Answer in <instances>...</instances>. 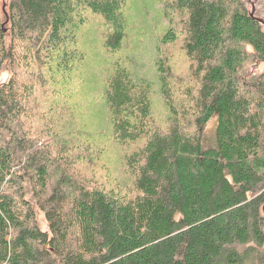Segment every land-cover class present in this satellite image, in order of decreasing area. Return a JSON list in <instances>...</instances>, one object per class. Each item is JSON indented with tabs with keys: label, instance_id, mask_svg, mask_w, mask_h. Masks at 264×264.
Returning a JSON list of instances; mask_svg holds the SVG:
<instances>
[{
	"label": "trees",
	"instance_id": "1",
	"mask_svg": "<svg viewBox=\"0 0 264 264\" xmlns=\"http://www.w3.org/2000/svg\"><path fill=\"white\" fill-rule=\"evenodd\" d=\"M258 18L264 0H0V264L262 258Z\"/></svg>",
	"mask_w": 264,
	"mask_h": 264
},
{
	"label": "rangeland",
	"instance_id": "2",
	"mask_svg": "<svg viewBox=\"0 0 264 264\" xmlns=\"http://www.w3.org/2000/svg\"><path fill=\"white\" fill-rule=\"evenodd\" d=\"M178 48H179V45L177 46ZM263 68V64L260 66V69H262ZM8 78V73H4L3 75H2V77H1V80H6ZM99 106H96L95 107V110L99 113V108H98ZM98 124V123H97ZM215 124H216V117L210 122V124H209V127L210 128H214L215 127ZM103 142V141H102ZM105 146H109L110 147V150H114V151H116V147L114 146V143L112 142V141H105ZM39 219H40V222H41V224H42V227L43 228H45L46 227V222H45V220H44V218H43V216L40 214V216H39ZM239 249L240 250H244V247L243 246H240L239 247ZM252 248H250V247H248V248H246L245 250H244V252H250V250H251ZM259 251H260V253L262 254V258L258 255H254V257H250V256H248V257H246L245 258V261L244 262H242V263H240V264H264V248H262V249H259L258 250V254H259ZM217 264H229V263H227L225 260H223V258L222 259H220L218 262H217Z\"/></svg>",
	"mask_w": 264,
	"mask_h": 264
},
{
	"label": "water",
	"instance_id": "3",
	"mask_svg": "<svg viewBox=\"0 0 264 264\" xmlns=\"http://www.w3.org/2000/svg\"><path fill=\"white\" fill-rule=\"evenodd\" d=\"M254 10H255V7H253V11H252V15L254 14ZM261 22H264V20L263 19H261V18H258Z\"/></svg>",
	"mask_w": 264,
	"mask_h": 264
}]
</instances>
